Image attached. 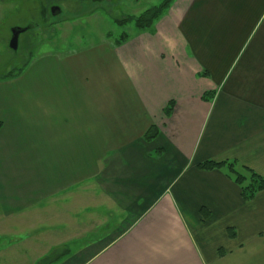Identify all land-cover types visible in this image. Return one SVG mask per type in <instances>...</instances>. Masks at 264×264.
Wrapping results in <instances>:
<instances>
[{
    "label": "crops",
    "instance_id": "obj_1",
    "mask_svg": "<svg viewBox=\"0 0 264 264\" xmlns=\"http://www.w3.org/2000/svg\"><path fill=\"white\" fill-rule=\"evenodd\" d=\"M58 56L22 89L43 155L29 148L18 170L15 150V188H28L0 185V235L44 219L31 264H264V190L243 201L226 166L198 167L264 177V0H175L119 47ZM8 82L0 137L22 129Z\"/></svg>",
    "mask_w": 264,
    "mask_h": 264
},
{
    "label": "rangeland",
    "instance_id": "obj_2",
    "mask_svg": "<svg viewBox=\"0 0 264 264\" xmlns=\"http://www.w3.org/2000/svg\"><path fill=\"white\" fill-rule=\"evenodd\" d=\"M163 1L0 0V83L5 82L0 87L11 85L8 81L14 78L9 77L10 75L21 74L18 75L19 77H14L15 92L20 91V99L18 100L17 94L15 96V113H20V116L15 120L22 126V129L14 135V127L10 126V130L6 134L2 133L0 137V179L3 180L0 185H4L10 197L15 195V189L18 187L28 188L24 178H19L18 182L21 183L15 188V150L22 149L26 155L18 154V170L23 167L21 162L28 159L26 152L29 148L37 152L35 155H43L42 143H36L40 147L38 145L32 147L28 140V97L27 93L22 91V89H27V86L33 85L36 73L43 69V62L50 57L67 55L75 50L78 52L88 50L101 43L111 45L122 33L133 36L138 30L132 23L119 25L118 22L131 16L137 17L144 10ZM53 7L60 11L56 16L51 15L50 10ZM13 28H27L19 36L16 51L8 47ZM30 67L31 74L28 71ZM30 75L33 76L30 77ZM1 89L0 116H6L8 113L5 111H10L13 103L11 88H4L5 93H2ZM1 106L6 107L7 110L1 109ZM13 137L15 140L12 139ZM34 159L39 165H43L42 157ZM21 174H26V171ZM57 208L61 206L57 205ZM41 218H45V214L34 216L29 214L24 221L28 222L27 225H31L34 220ZM10 221L7 220V222ZM33 224V229L30 226L19 229L15 237L11 234L0 235V264H31L32 259L37 258L38 254L33 251L36 248L31 247V242L43 236L37 237L42 234L36 236L35 230L44 227L43 235H45L48 233L47 230L49 231V225L44 219L33 222ZM9 225L1 230H11V223ZM13 245H15V255L11 253ZM74 247H67V249L71 250Z\"/></svg>",
    "mask_w": 264,
    "mask_h": 264
},
{
    "label": "trees",
    "instance_id": "obj_3",
    "mask_svg": "<svg viewBox=\"0 0 264 264\" xmlns=\"http://www.w3.org/2000/svg\"><path fill=\"white\" fill-rule=\"evenodd\" d=\"M175 0H164L162 3L152 6L146 10H144L139 16L137 17H128L127 19L118 22L119 25H126L132 23L134 27L138 30L137 32H145L167 12L170 8L171 4ZM132 36L128 34L122 33L119 35L113 42V47H119L123 45L128 39ZM18 74L10 75L9 77L15 78L14 76H18ZM203 101L209 102L213 99V93H205L202 96ZM173 108V103L170 102L164 109L165 117H169ZM156 136V129L154 127L149 128V130L144 135V140L146 142L152 140ZM223 166L228 168L229 174L233 177L234 183L240 188V197L243 201H250L258 192L264 190V177L256 174L250 169L244 168L246 175L241 173H237L234 170L235 163H215L212 161H207L200 164L198 167L202 170L208 171L213 169H219ZM228 236L229 238H235V232L233 229H228ZM220 256L223 255L221 250L218 251ZM50 257L44 258L39 261V264H50Z\"/></svg>",
    "mask_w": 264,
    "mask_h": 264
},
{
    "label": "water",
    "instance_id": "obj_4",
    "mask_svg": "<svg viewBox=\"0 0 264 264\" xmlns=\"http://www.w3.org/2000/svg\"><path fill=\"white\" fill-rule=\"evenodd\" d=\"M93 1H100V0H93ZM50 12H51L52 16H56V15H58L60 13L58 8H56V7L51 8ZM26 30H27V28H24V29L13 28L11 30V37H10L9 44H8V47L10 48V50H12V51H16L17 50L19 36L22 33H24Z\"/></svg>",
    "mask_w": 264,
    "mask_h": 264
}]
</instances>
